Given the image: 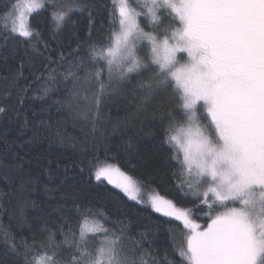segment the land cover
<instances>
[{
    "label": "snow or ice",
    "instance_id": "1",
    "mask_svg": "<svg viewBox=\"0 0 264 264\" xmlns=\"http://www.w3.org/2000/svg\"><path fill=\"white\" fill-rule=\"evenodd\" d=\"M83 7L79 0H9L0 15L10 21L4 25L9 36L30 41L39 35L30 24L34 14L51 9L58 31L72 11ZM136 7L129 0H113L119 31L106 44L90 45L87 57L69 61L62 74L72 79L65 103L75 104L76 115L95 127L112 82L150 71L152 76L140 85L145 98L163 86L172 89L176 104L164 117L168 125L161 143L175 150L172 159L182 168L181 183L203 197L208 209L202 227L188 209L160 195L151 198L156 212L181 221L187 230L172 237L174 254L180 264H264V0H151ZM161 9L170 10L173 24L179 22L163 39L145 31L139 19L150 18L155 26ZM149 45L150 59L142 58ZM87 61L98 66L95 73L85 67ZM82 67L83 78L73 71ZM104 67L108 84L102 79ZM81 79L95 80L99 90L81 95ZM95 178L138 200L137 182L119 166L100 168ZM77 212L78 236L61 228L64 239L57 241L56 233H49L46 241L26 246L24 264H62L58 255L64 246L68 264H147L136 257L138 249L127 247L121 230L105 227L108 218L102 210Z\"/></svg>",
    "mask_w": 264,
    "mask_h": 264
},
{
    "label": "trees",
    "instance_id": "2",
    "mask_svg": "<svg viewBox=\"0 0 264 264\" xmlns=\"http://www.w3.org/2000/svg\"><path fill=\"white\" fill-rule=\"evenodd\" d=\"M79 2L83 9L72 11L58 31L51 9L34 14L30 24L39 35L30 41L9 36L4 25L10 21L0 15V107L5 109L0 113V264H24L26 246L46 241L49 233L62 241L61 228L78 236V208L102 210L108 218L105 227L121 230L127 247L138 249L136 257L142 256L147 264H180L172 237L187 231L182 222L95 178L98 169L119 166L145 191L191 209L192 218L206 226L203 197L190 195L181 183L182 168L172 159L175 150L161 143L168 125L164 117L176 107L172 89L161 86L146 99L140 85L152 73H131L124 81L112 82L95 127L78 117L77 106L65 103L72 79L64 80L62 74L69 61L87 57L90 45L106 44L118 27L113 0ZM8 4L0 0V13ZM169 11L159 10L155 26L139 17L141 27L163 39L166 30L170 35L179 27L178 21L171 22ZM150 49L149 45L140 56L149 58ZM85 67L95 73L98 66L87 61ZM73 71L84 77L83 67ZM102 79L109 83L107 67ZM98 90L95 80L81 79V95ZM58 259L68 264L67 246Z\"/></svg>",
    "mask_w": 264,
    "mask_h": 264
},
{
    "label": "rangeland",
    "instance_id": "3",
    "mask_svg": "<svg viewBox=\"0 0 264 264\" xmlns=\"http://www.w3.org/2000/svg\"><path fill=\"white\" fill-rule=\"evenodd\" d=\"M148 3V4H150V2H151V0H129V3L133 6V7H136V4L137 3H139L140 5H143V4H145V3ZM136 10L137 11H141V8H139V7H136ZM148 20H150V18L148 19ZM119 31V22H118V27H117V30L115 31V32H118ZM171 35V34H170ZM169 35V36H170ZM150 56H151V49H150ZM150 58V57H149ZM181 155H182V153H181ZM183 158V157H182ZM129 175V174H128ZM132 177V176H131ZM133 178V177H132ZM101 180H103V181H106L107 182V180H104L103 178L101 179ZM133 180L134 181H136L137 182V186H138V188H139V192H138V200H135V201H139V202H145V203H147L148 205H150L151 206V208L154 210V208L152 207V205H151V198L153 197V196H155V195H160V194H158V193H155V192H151V191H145L143 188H142V186L140 185V183L136 180V179H134L133 178ZM108 183V182H107ZM187 186V185H186ZM189 188L187 187V190H188ZM190 195L192 196V197H195L196 198V196H194L193 194H192V190H190ZM161 196V195H160ZM164 198H166V197H164ZM167 199V198H166ZM169 200V199H168ZM174 203V202H173ZM177 207H180V206H178V205H176ZM182 208V207H181ZM185 209H188L189 211H190V213H191V209H189V208H185ZM155 211V210H154ZM156 212V211H155ZM157 213H159V212H157ZM159 214H162V213H159ZM192 214V213H191ZM163 215V214H162ZM171 218H173V217H171Z\"/></svg>",
    "mask_w": 264,
    "mask_h": 264
}]
</instances>
